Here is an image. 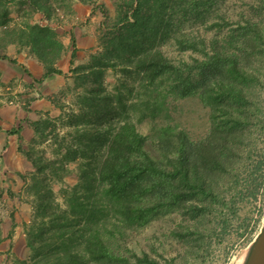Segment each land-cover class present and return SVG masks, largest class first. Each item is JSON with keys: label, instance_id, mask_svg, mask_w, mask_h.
I'll list each match as a JSON object with an SVG mask.
<instances>
[{"label": "trees", "instance_id": "1", "mask_svg": "<svg viewBox=\"0 0 264 264\" xmlns=\"http://www.w3.org/2000/svg\"><path fill=\"white\" fill-rule=\"evenodd\" d=\"M7 1L0 0V26ZM23 1L50 17L54 0ZM208 1L119 0L115 21L104 26L102 51L86 67L71 69L84 85L87 107L76 116L72 141L58 159L29 157L35 167L27 188L34 214L24 225L29 256L17 264H163L149 251L132 248L129 234L149 227L154 218L180 213L188 219L182 228L203 236L211 204L224 210L219 226L225 231L236 201L256 197L264 159L256 150L258 138L245 129L264 113L250 93L260 69L243 68L258 56L244 49L264 40V14H250L208 43L178 36L179 30L169 27L175 14L201 18ZM259 4L264 10V0ZM100 9L106 14L103 5ZM169 40L199 55L172 59L160 48ZM1 42L28 46L44 68L43 78L63 74L56 66L63 44L50 25L6 27ZM74 57L72 51L70 65ZM107 68L120 71L114 91L102 86ZM186 97H197L210 110V128L202 138L191 139L172 116V103ZM143 119L147 134L137 129ZM258 123L264 129V114ZM33 128L42 134L45 121ZM66 161L77 162V181L61 190L63 208L47 187L45 171L61 179L68 172Z\"/></svg>", "mask_w": 264, "mask_h": 264}, {"label": "rangeland", "instance_id": "2", "mask_svg": "<svg viewBox=\"0 0 264 264\" xmlns=\"http://www.w3.org/2000/svg\"><path fill=\"white\" fill-rule=\"evenodd\" d=\"M118 2L119 0H91L87 3L80 0H54L50 7V17L23 0L6 2L7 16L0 31L6 27L22 28L28 23L50 25L63 44L61 58L56 63L63 74H51L43 78L44 68L28 46L18 42L0 43V56H7L0 57V70L6 72L5 76L0 72V225L4 236L0 243V264H17V260H24L29 256L24 225L31 222L34 214L33 197L27 188L32 183L30 173L35 172L29 157L58 159L64 152L65 144L72 141L76 116L86 112L87 107L82 103L84 85L80 79H76L71 69L86 67L92 62V56L102 51L100 38L105 31V23L115 21ZM102 5L106 14L100 9ZM203 8L199 19H193L189 15L178 17L175 14L169 27L173 31L178 29V36L185 34L196 41L208 43L212 38L223 37L236 24H243L250 14H264L259 0H209ZM160 48L175 60L199 55V52L190 49H179L172 40L163 43ZM72 51L75 57L73 65H70ZM244 52L258 54L255 57L252 55L248 59L251 64L243 69L248 72L253 68L260 69L254 75L257 80L254 81L255 84L251 83L250 93L256 106L263 111L264 40L254 48L244 49ZM119 76L120 71L105 69L102 76L103 88L114 91ZM87 85L94 86L90 81ZM209 112V108L197 97H186L172 103L174 120L193 140L207 134L210 128ZM263 114L253 118L245 129L246 135L253 133L258 138L256 150L261 154V159H264V129L258 119L263 118ZM220 115L218 112L215 118L219 119ZM39 121H45L42 134L33 128L34 123ZM136 124L140 133L149 132L147 120L143 119ZM83 125L80 121L78 126ZM65 166L68 172L63 173L61 179L51 175L50 170L45 171L49 180L47 187L63 208L61 190L73 186L77 181V162L66 161ZM222 211L224 212L217 204H211L205 217L208 230L202 233L203 236L197 237L182 228L188 219H183L180 213L154 218L149 227L134 232L133 235L129 234L130 246L137 252L141 248L149 251L150 256L162 263L174 259V264H237L263 224L264 179L260 181L255 198L236 201L231 208L233 217L225 231L219 226ZM174 229L177 232L172 233Z\"/></svg>", "mask_w": 264, "mask_h": 264}, {"label": "water", "instance_id": "3", "mask_svg": "<svg viewBox=\"0 0 264 264\" xmlns=\"http://www.w3.org/2000/svg\"><path fill=\"white\" fill-rule=\"evenodd\" d=\"M258 236L259 238L257 240L255 249L246 264H264V224H262V227L252 242V245L256 242V238Z\"/></svg>", "mask_w": 264, "mask_h": 264}, {"label": "bare ground", "instance_id": "4", "mask_svg": "<svg viewBox=\"0 0 264 264\" xmlns=\"http://www.w3.org/2000/svg\"><path fill=\"white\" fill-rule=\"evenodd\" d=\"M263 224H264V217H263ZM259 236L256 238V242L253 245L251 244L248 246V248L245 250L243 255L239 258L237 264H246L248 262L249 258L251 257V255L255 249V246H256V243H257Z\"/></svg>", "mask_w": 264, "mask_h": 264}, {"label": "crops", "instance_id": "5", "mask_svg": "<svg viewBox=\"0 0 264 264\" xmlns=\"http://www.w3.org/2000/svg\"><path fill=\"white\" fill-rule=\"evenodd\" d=\"M8 53H9V51L6 52L7 55H8ZM38 67H39V66H38ZM39 69L41 70V68H39ZM40 70H39V71H40ZM0 72H1V75H2V76H5V73H6L5 71L0 70ZM40 72H41V71H40Z\"/></svg>", "mask_w": 264, "mask_h": 264}]
</instances>
